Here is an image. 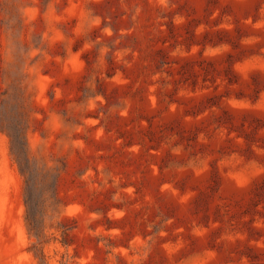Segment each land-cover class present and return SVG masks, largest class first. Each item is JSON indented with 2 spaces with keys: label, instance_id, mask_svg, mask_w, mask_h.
Segmentation results:
<instances>
[{
  "label": "rangeland",
  "instance_id": "obj_1",
  "mask_svg": "<svg viewBox=\"0 0 264 264\" xmlns=\"http://www.w3.org/2000/svg\"><path fill=\"white\" fill-rule=\"evenodd\" d=\"M0 264H264V0H0Z\"/></svg>",
  "mask_w": 264,
  "mask_h": 264
}]
</instances>
